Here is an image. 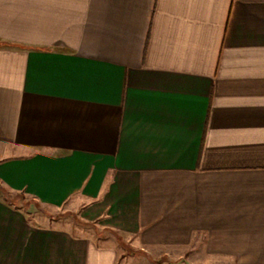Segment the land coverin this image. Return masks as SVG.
Listing matches in <instances>:
<instances>
[{"label": "crops", "instance_id": "1", "mask_svg": "<svg viewBox=\"0 0 264 264\" xmlns=\"http://www.w3.org/2000/svg\"><path fill=\"white\" fill-rule=\"evenodd\" d=\"M0 264H264V0H0Z\"/></svg>", "mask_w": 264, "mask_h": 264}, {"label": "rangeland", "instance_id": "2", "mask_svg": "<svg viewBox=\"0 0 264 264\" xmlns=\"http://www.w3.org/2000/svg\"><path fill=\"white\" fill-rule=\"evenodd\" d=\"M7 196V195H6ZM10 197V196H7ZM19 198H21V201L25 207H32V209H36V211H44V212H51L54 215H63L65 216L64 221H65V225L67 227H72L73 228V232H75L76 234H89L90 232L93 233V230L90 226H80L79 225V218L77 217V215L69 208H65V209H61L58 210L56 208H47L45 206H43L42 204H40L38 201H35L33 199L30 198H26L24 196H20ZM35 220H38V216H33L32 217Z\"/></svg>", "mask_w": 264, "mask_h": 264}]
</instances>
